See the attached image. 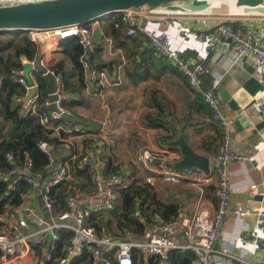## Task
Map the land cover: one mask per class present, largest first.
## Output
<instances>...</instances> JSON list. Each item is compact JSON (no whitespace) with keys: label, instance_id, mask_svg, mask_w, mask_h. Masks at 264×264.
<instances>
[{"label":"crops","instance_id":"obj_1","mask_svg":"<svg viewBox=\"0 0 264 264\" xmlns=\"http://www.w3.org/2000/svg\"><path fill=\"white\" fill-rule=\"evenodd\" d=\"M27 1L34 0H0V5ZM146 9L153 15L151 26L168 33L172 38L173 48L180 55L193 63H201L213 72L203 76L204 88L211 87L214 75L225 72L230 61L226 46L217 56L208 55L205 43L198 37L200 31L211 29L225 20L236 26L264 31V0H181L147 6ZM106 18L107 16L90 23L96 47L101 49V60L107 65L103 69L107 71L108 79L104 84L96 83L85 90V102L77 106L81 121L74 127L68 123L56 127L57 132L62 130L66 134L64 142L55 151L56 158L59 155L67 156L68 161H73L79 155L88 154L91 161L94 158L98 160L96 167L102 171L105 163L103 157L110 156L121 167L123 174H126L124 177L127 183L151 177L157 197L164 203L178 204L183 221H191L200 211L214 216L217 209L218 169L221 165L216 158L221 140L220 126L212 119L208 107L204 106L201 92L191 88L187 79L166 59H158L154 53V59L148 58L141 49L136 56L137 63L141 64L138 67L130 64L124 49L108 35L105 29ZM143 39L150 46L145 36ZM62 41L55 33H49L39 45V53L43 54L46 69L64 58ZM139 43L142 47H147L143 42ZM65 61L70 69V60ZM23 62L31 61L23 58ZM129 71L134 78H131ZM253 72L254 59L248 55L242 65H234L226 72L218 87L222 112L234 121V149L243 153L245 148H249L247 160L232 161L227 165L232 184L230 207L241 205L252 211L245 219H238L231 213L224 224L216 249L227 250L236 255L245 252L249 260L258 258V252L252 243H245L240 234L255 230L259 220L257 209L264 208V117L249 108L254 99L262 94L263 87ZM137 78L138 81H134ZM151 90H156L158 97L170 105L171 109L167 110L165 119L179 130L175 138H171L170 129L151 128L145 124L144 114L155 110ZM77 96L65 94V97ZM23 104L29 106L24 102ZM242 114L244 119L240 118ZM236 120L239 121L238 124H235ZM73 129L80 131L79 134H72ZM180 137L197 153L209 158L210 173L197 168L199 171L195 175L179 183L166 182L158 173L159 163L165 160L176 167L175 163L183 158L177 142ZM86 138L95 140L92 148L84 145ZM143 147L157 152L158 163L154 166L148 167L137 161V154ZM252 184L258 186V191L250 189ZM255 195H262V199L258 200ZM93 202L95 201L84 199L81 203L89 207ZM25 206H37L35 191L28 195ZM28 220L30 221V217ZM152 230L151 227L147 237ZM171 238L179 244L185 241L180 229L172 233ZM50 241L39 248H21L13 264H45L44 257L49 251ZM214 261L215 264H241L221 253L215 254Z\"/></svg>","mask_w":264,"mask_h":264},{"label":"built area","instance_id":"obj_2","mask_svg":"<svg viewBox=\"0 0 264 264\" xmlns=\"http://www.w3.org/2000/svg\"><path fill=\"white\" fill-rule=\"evenodd\" d=\"M147 6L139 8H129L120 11L126 25L127 35L139 33L145 36L153 49L155 57L166 59L187 79L191 88L201 92L204 102L212 112V119L221 128V140L216 151V158L220 162L218 169V183L216 188L217 209L214 216H210L203 211L197 212L191 221H183L182 213L171 220H163L159 215V223L153 228L146 239L137 240L131 231H127L122 238H113L106 234H98L93 227L85 223V217L89 211H101L112 208L117 200V190L124 187L127 183L126 178L119 172L112 173L107 177L100 170L94 172L95 188L92 194L87 196L88 200H93L89 207L83 208L80 203L79 194H70L66 197L67 209L58 213L54 206V201L50 197V190L53 186L68 182L73 179V170L68 162L57 160L52 151L48 150V144L42 142L40 148L49 157V177L43 181L41 175L34 177L26 175L25 179L32 184L33 190L37 186L35 178L40 179V193L45 206L51 213L48 220L41 214V209L37 206H23L14 213L4 216L5 225L0 229V264H13L21 248L25 250L34 247H42L48 241H58L59 231L69 229L72 236L65 247V254L57 260V264H71L76 258L82 256L87 246H92L93 264L103 260L106 264H134V251H138L144 257L152 255L160 257L159 264H171L169 253L174 249H190L194 252L196 259L193 264H215V254H227L241 264H264V208L257 209L258 223L255 230L246 233L243 231L240 238L245 243H252L258 252V258L249 260L245 252L235 254L227 250L218 251L216 244L223 234L224 224L227 218L233 214L238 219H245L252 210L238 206L230 207L232 184L228 174L227 165L232 161H245L249 158V148H245L243 153H238L234 147V121L226 116L220 106V95L218 87L223 81L226 72L234 65H242L244 58L248 55L254 59L253 75L262 85L263 92L250 104L249 108L264 117V31L261 29H249L236 26L229 20L222 21L211 29L203 30L198 33L199 39L205 43L206 53L213 57L221 53L225 46L229 49L228 57L230 63L225 67L223 73L215 76L209 88L203 87V76L211 71L199 62H191L189 59L180 55L172 46L171 36L158 31L151 26L153 15L146 9ZM30 38L39 45L45 41L49 33H55L60 39L72 36L79 38L83 49L81 61L84 71V80L88 85L96 83L104 84L108 79L107 71L101 67L93 65L90 56L96 51V43L92 26L87 24H72L60 28L43 30L30 29ZM188 34V32H184ZM33 62V61H32ZM44 65V60L42 59ZM55 74L56 90L59 95L57 100L58 110L49 109L51 103L49 96L42 104L48 110L40 111V120L43 124L49 125L53 120L61 117L62 112L70 111L62 105L65 97L63 78L52 68L46 69ZM23 72V71H22ZM21 77L19 81L27 87V92L31 87L27 80ZM213 74V72H211ZM38 87V84L35 83ZM27 94V93H26ZM39 94L34 95L28 105L36 111L38 108L37 99ZM56 130H58L56 128ZM12 158V153H7ZM82 163L91 162V157L85 154ZM137 161L143 165L151 167L158 163L157 152L143 147L137 154ZM30 163L23 170L26 174L30 170ZM199 170L196 167L179 169L173 163L162 160L159 163L158 173L166 182L179 183L187 177L195 175ZM146 181L152 183V178L147 177ZM250 189L258 191L256 184L250 185ZM262 193V192H260ZM30 217V221L28 220ZM180 229L185 239L184 243L179 244L171 238L172 233ZM245 229H249L245 227ZM52 255L48 251L44 257V263L51 260ZM43 263V262H42Z\"/></svg>","mask_w":264,"mask_h":264},{"label":"trees","instance_id":"obj_3","mask_svg":"<svg viewBox=\"0 0 264 264\" xmlns=\"http://www.w3.org/2000/svg\"><path fill=\"white\" fill-rule=\"evenodd\" d=\"M88 25L91 26V23ZM105 25L108 35L124 49L130 64H135L136 67L141 64L137 63L136 58L139 54L138 50L141 49L144 50V54L148 55V58L154 59L153 49L150 46L142 47L134 35L126 34L127 25L121 18L120 12L109 14ZM127 39L130 41H126ZM62 46L64 58L51 68L62 76L65 94L78 95L77 97H64L63 107L71 114L79 115L77 106L84 104L85 90L88 89L81 61L83 49L76 36L63 39ZM38 54L39 44L30 38L28 31L0 32V229L6 222L4 216L25 206L28 195L34 191L32 184L25 179L27 173H22L28 164H31L29 170L32 173L31 177L41 175L44 181L50 175L49 157L40 148V144L46 142L52 145L55 148L52 153L56 157L55 151L64 142L66 135L65 131L57 132L56 127L65 123L73 127L77 124V122L67 121L64 118L53 120L49 125L41 122L40 111L48 110L42 105L48 97V78L45 72H34L39 94L37 110L34 111L28 105V107L24 106L22 98L27 93V87L19 81L25 65L23 58L34 61ZM65 59L70 60L72 64L70 69ZM90 61L101 68L107 66L101 60V49H96L92 53ZM129 75L134 78L130 71ZM158 95L156 90H151V100L155 110L144 114V122L151 128L170 129L171 138H175L179 130L165 119L167 110L171 107ZM200 97L204 102L201 94ZM204 106L208 107L205 102ZM208 109L211 112L209 107ZM79 132L73 129L72 134H79ZM94 142L95 140L91 138L83 141L84 145L90 148L93 147ZM9 152L13 154L12 158L7 156ZM84 155L77 156L73 161H68L67 156L59 155L56 158L68 162L73 170L72 180L55 185L50 190V197L58 213L67 209L65 199L70 194H79L81 203L94 191L93 176L97 168L92 161L82 163L81 159ZM103 161L105 163L102 172L106 177L117 172L126 176L121 167L114 163L112 157L105 156ZM127 184L117 190V200L112 208L89 211L86 215L85 223L93 227L98 234L122 238L127 231H131L134 238L142 239L147 237L151 227L155 228L159 223V219L155 218L156 215L166 221L179 216L180 206L176 203L162 202L150 182L134 179ZM81 205L86 209V205ZM59 235L58 241L49 242L48 248L52 258L45 264H57V260L65 254V247L72 236V231L64 228L59 231ZM133 257L134 264H159L160 262V257L152 255L146 258L138 251H134ZM195 259L196 256L190 249H174L169 253L168 261L171 264H193ZM71 264H93L92 246H87L82 256L76 258ZM114 264L117 263L114 262Z\"/></svg>","mask_w":264,"mask_h":264},{"label":"water","instance_id":"obj_4","mask_svg":"<svg viewBox=\"0 0 264 264\" xmlns=\"http://www.w3.org/2000/svg\"><path fill=\"white\" fill-rule=\"evenodd\" d=\"M181 0H34L20 3L0 5V32H10L13 30L29 31L30 29H55L72 24H87L92 21L102 19L111 13H118L121 10L129 8H139L144 6H159L165 3H170ZM144 45L148 42L143 39L139 33L134 35ZM60 38V37H59ZM43 54H38L32 62L25 63L22 72L23 77L31 86L23 98L25 105H28L29 100L38 93V87L35 85V71L45 72L48 78L47 92L51 101L49 109L52 111L58 110L57 100L59 95L56 90L55 74L51 71H46L42 63ZM61 117L67 121H81L79 115L62 112ZM244 119L242 114L240 118ZM236 120L235 124H238ZM183 153V158L176 162L175 165L179 169L196 167L207 174L210 173V160L207 156L197 153L183 138L177 139ZM53 146L48 145V150L53 151ZM94 165L98 164V160H92ZM103 168V166H102ZM24 174V172L22 171ZM31 175L30 172L27 173ZM37 186L34 188L37 200V206L42 210L46 219L51 218V213L45 206L40 193V179L35 178ZM258 200L262 199V195H255ZM97 264H106L103 260Z\"/></svg>","mask_w":264,"mask_h":264}]
</instances>
